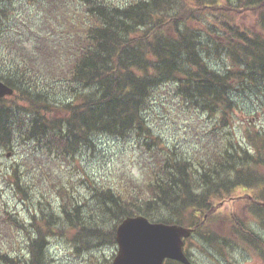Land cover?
<instances>
[{
  "label": "trees",
  "instance_id": "trees-1",
  "mask_svg": "<svg viewBox=\"0 0 264 264\" xmlns=\"http://www.w3.org/2000/svg\"><path fill=\"white\" fill-rule=\"evenodd\" d=\"M195 2L208 8L254 10L264 33V0ZM25 5L37 8L39 14L52 13L66 28L68 22L75 25L70 20L75 16L65 13L80 5L92 23L83 33L73 29L69 35L66 29L54 27L53 33L24 39L26 32L20 26L28 23ZM188 5V0L124 4L115 0H0V79L15 88L10 102L0 98V146L10 148L19 127L23 138L47 151L54 145L57 157L67 160L83 148H93L98 134L123 139L136 135L139 150L148 154L146 176H150L145 192L141 180L135 182L131 176L111 185L99 183L94 191L97 203L89 215L74 203L71 207L62 204L66 215L62 221L45 211L44 225H34L39 233L30 241L28 258L0 251V264H49V234L44 230L65 236L62 230H74L85 248L92 244L84 239L87 236L109 237L114 243L115 229H104L106 223L137 214L152 221L190 223L196 234L216 242L217 237H226L207 231L206 222L199 220L215 206L212 195L231 196L238 189L252 192L264 187V170L259 171L264 169V137L254 141V151L225 140L220 152L201 160V169L180 151V142L162 141L149 122L146 111L165 86L190 109L219 114L217 120L225 121L234 111L233 93L239 86L264 85V35H251L228 22L221 29L213 25L195 28L193 22L199 15L191 13ZM58 31L65 33L56 37ZM29 42L32 48L24 51L23 44L30 46ZM66 44L69 49L61 51ZM48 46L57 51L48 55ZM212 51L226 53L231 65L224 71L214 68L206 56ZM43 61L50 75L32 70ZM55 108H63L66 115L55 114ZM36 152L42 154L32 148L29 155ZM127 184L137 194L126 190ZM260 193L253 196V203L264 225L260 201L264 191ZM240 229L248 239L247 234L254 235L244 224ZM165 264L181 263L168 260Z\"/></svg>",
  "mask_w": 264,
  "mask_h": 264
},
{
  "label": "rangeland",
  "instance_id": "rangeland-1",
  "mask_svg": "<svg viewBox=\"0 0 264 264\" xmlns=\"http://www.w3.org/2000/svg\"><path fill=\"white\" fill-rule=\"evenodd\" d=\"M115 1L124 4L133 0ZM188 1L189 11L199 15L193 22L195 28L205 30L208 25H213L221 29L225 28L223 22H228L230 26L238 27L251 35H264L254 10L208 8L198 5L195 0ZM75 6L65 13L75 16L70 19L75 25L68 22L66 28L65 24H59L51 17L52 13L39 14L37 8L25 5L28 9L23 13L28 23L20 26V30L26 32L23 38H33L36 33L39 36L53 33L54 27L66 29L69 35L73 29L83 33L92 21L83 6ZM64 33L58 31L55 36L61 37ZM29 47L32 48L31 43L30 46L23 44L24 51H28ZM68 49V44L61 47V51ZM55 51L57 50L51 46L45 48L48 55ZM206 56L212 66L219 70L224 71L231 65L226 53L212 51V54ZM32 70L40 75H50L44 61L35 63ZM233 98L234 111L225 121H219L217 119L221 115L190 109L180 103V99H175L170 88L165 86L158 90L146 113L160 139L168 143L180 142V151L187 153L191 163L202 169L201 160L206 158L207 161L212 152H220L225 140H234L238 147L254 151V141L264 137V85L250 88L239 86L234 91ZM6 99L7 102L11 101L10 97ZM55 114L65 116L66 111L55 108ZM15 129L16 137L10 142V148L0 146L1 252L7 250L28 258L30 241L36 233L31 225L44 224L45 211H52L61 221L66 216L62 204L67 207H71L73 203L80 204L86 215L94 212L91 206L95 207L97 203L94 191L99 183L111 185L131 176L135 182V179L141 180L142 192L147 191L146 181L150 178L148 173L146 176L148 154L139 150L136 135L123 139L98 134L93 139V148H83L82 152L66 160L64 156L57 157L55 152L59 150H55L54 145L48 151L46 148H39L22 137L19 127ZM32 148L42 154L36 152L35 155H29ZM8 152H11L10 155ZM263 170L259 169L261 172ZM126 190L137 194L130 184H127ZM261 191H264V187L251 194L255 197ZM247 192L238 189L233 192L232 199L231 196L220 193L212 195L215 206L205 213L206 219L203 214L199 220L206 222L207 231L215 232L228 240L219 236L216 242H211L199 234L193 235L186 242V251L194 264H264L263 219L260 217V210L253 203L255 198L250 197ZM261 197L264 198V195ZM190 217L192 218L191 215ZM242 224L254 233L247 234L251 240L240 229ZM115 225V221H108L104 229L109 231ZM44 231L49 234L46 236L49 264H111L118 250L117 244L110 242L109 237L96 240L95 237L87 236L84 239L92 244L85 248L80 242V233H75L74 230H62L67 236L60 233L50 235Z\"/></svg>",
  "mask_w": 264,
  "mask_h": 264
},
{
  "label": "water",
  "instance_id": "water-1",
  "mask_svg": "<svg viewBox=\"0 0 264 264\" xmlns=\"http://www.w3.org/2000/svg\"><path fill=\"white\" fill-rule=\"evenodd\" d=\"M14 94L13 87L0 80V97ZM192 228L179 224L151 222L146 216H128L116 226L118 252L112 264H164L175 259L192 264L185 254L184 238Z\"/></svg>",
  "mask_w": 264,
  "mask_h": 264
},
{
  "label": "bare ground",
  "instance_id": "bare-ground-1",
  "mask_svg": "<svg viewBox=\"0 0 264 264\" xmlns=\"http://www.w3.org/2000/svg\"><path fill=\"white\" fill-rule=\"evenodd\" d=\"M226 93V92H225ZM219 176V175H218ZM203 177V176H202ZM258 218H260V217H258Z\"/></svg>",
  "mask_w": 264,
  "mask_h": 264
}]
</instances>
